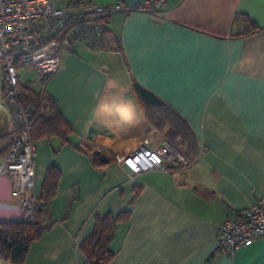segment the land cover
I'll return each instance as SVG.
<instances>
[{"label":"crops","instance_id":"obj_1","mask_svg":"<svg viewBox=\"0 0 264 264\" xmlns=\"http://www.w3.org/2000/svg\"><path fill=\"white\" fill-rule=\"evenodd\" d=\"M20 83L51 98L70 127L66 140L33 137L35 194L50 167L58 179L24 264H86L81 244L95 218L122 212L109 264H264V237L231 256L217 243L219 224L264 194V0H168L155 14H110L99 49L64 52L42 83L25 68ZM12 127L8 111L0 138ZM164 140L198 160L131 179L126 155ZM21 218L0 175V222Z\"/></svg>","mask_w":264,"mask_h":264},{"label":"built area","instance_id":"obj_2","mask_svg":"<svg viewBox=\"0 0 264 264\" xmlns=\"http://www.w3.org/2000/svg\"><path fill=\"white\" fill-rule=\"evenodd\" d=\"M167 1L143 0L127 6L125 0L108 5L94 0H65L61 6L58 0H0V95L13 123L8 136L0 138V175L10 178L11 196L19 204L21 221L33 223L41 201L34 192L35 108L21 95L20 71L30 68L42 83L59 69L64 52H73L79 45L99 49L105 18L110 14H155ZM197 160L198 156L188 158L164 140L154 148L147 143L139 145L123 162L134 179L150 170H185ZM259 237H264V194L251 207L219 224L218 249L231 256Z\"/></svg>","mask_w":264,"mask_h":264},{"label":"trees","instance_id":"obj_3","mask_svg":"<svg viewBox=\"0 0 264 264\" xmlns=\"http://www.w3.org/2000/svg\"><path fill=\"white\" fill-rule=\"evenodd\" d=\"M108 20V17L105 18ZM135 92L144 99L148 98V91L134 86ZM21 95L35 108L32 123V135L52 136L57 135L63 140L67 139L70 127L62 118L59 110L47 95L43 92L35 93L26 84H19ZM42 108V110H40ZM58 179L57 170L50 167L44 181L42 194L39 197L41 207L35 212L33 223L25 221L0 222V260L9 264H24L30 243L37 239L45 230L44 215L45 204L55 192ZM129 212L111 214L96 217L94 229L81 244V250L86 256V264H109L113 258L110 243L114 236L116 225L127 220Z\"/></svg>","mask_w":264,"mask_h":264},{"label":"rangeland","instance_id":"obj_4","mask_svg":"<svg viewBox=\"0 0 264 264\" xmlns=\"http://www.w3.org/2000/svg\"><path fill=\"white\" fill-rule=\"evenodd\" d=\"M65 0H58V5H63ZM25 77H22V80H25ZM40 110H42V108H40ZM6 116L8 117V110L7 107L4 106V101H3V97L2 95H0V124L3 125V121L6 118ZM175 144V143H174ZM176 145V144H175ZM178 147V145H176ZM179 149V148H178Z\"/></svg>","mask_w":264,"mask_h":264},{"label":"water","instance_id":"obj_5","mask_svg":"<svg viewBox=\"0 0 264 264\" xmlns=\"http://www.w3.org/2000/svg\"><path fill=\"white\" fill-rule=\"evenodd\" d=\"M142 1L143 0H125V4L127 6H135V5L139 4Z\"/></svg>","mask_w":264,"mask_h":264}]
</instances>
